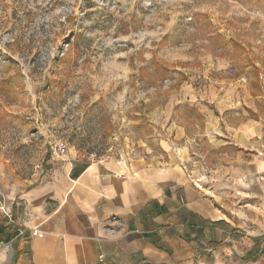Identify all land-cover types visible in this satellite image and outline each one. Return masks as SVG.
Returning <instances> with one entry per match:
<instances>
[{
    "label": "rangeland",
    "instance_id": "1",
    "mask_svg": "<svg viewBox=\"0 0 264 264\" xmlns=\"http://www.w3.org/2000/svg\"><path fill=\"white\" fill-rule=\"evenodd\" d=\"M220 72L264 91V0H0V199L52 160L143 153Z\"/></svg>",
    "mask_w": 264,
    "mask_h": 264
},
{
    "label": "crops",
    "instance_id": "2",
    "mask_svg": "<svg viewBox=\"0 0 264 264\" xmlns=\"http://www.w3.org/2000/svg\"><path fill=\"white\" fill-rule=\"evenodd\" d=\"M205 76L181 88L196 116L161 117L143 153L68 156L11 186L0 264H264V91L256 75Z\"/></svg>",
    "mask_w": 264,
    "mask_h": 264
},
{
    "label": "built area",
    "instance_id": "3",
    "mask_svg": "<svg viewBox=\"0 0 264 264\" xmlns=\"http://www.w3.org/2000/svg\"><path fill=\"white\" fill-rule=\"evenodd\" d=\"M57 148H59V151H62V152L65 150V146H64V145H62V146H58ZM59 151L57 152V154H58V153L60 154ZM186 167H187V166H186ZM187 169L190 170L189 167H187ZM189 175H191V172L189 173ZM202 178H203V177H198V178H197V181H195V183H196L197 185H200V184H201V179H202ZM257 178H258L259 181L264 182V175L259 174ZM240 203L242 204L243 201H241Z\"/></svg>",
    "mask_w": 264,
    "mask_h": 264
},
{
    "label": "trees",
    "instance_id": "4",
    "mask_svg": "<svg viewBox=\"0 0 264 264\" xmlns=\"http://www.w3.org/2000/svg\"><path fill=\"white\" fill-rule=\"evenodd\" d=\"M5 229H6V226H4V225H2V228H1V233H5L6 231H5ZM18 234H19V231H18ZM28 240V239H27ZM21 252H22V249H20V250H18V254H20V256H21ZM18 258H20V257H18Z\"/></svg>",
    "mask_w": 264,
    "mask_h": 264
}]
</instances>
